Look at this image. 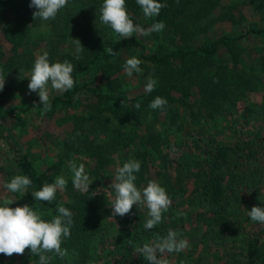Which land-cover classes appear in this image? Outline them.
<instances>
[{
    "label": "trees",
    "instance_id": "obj_1",
    "mask_svg": "<svg viewBox=\"0 0 264 264\" xmlns=\"http://www.w3.org/2000/svg\"><path fill=\"white\" fill-rule=\"evenodd\" d=\"M102 2L69 0L55 19L42 21L33 20L30 0H0V69L5 75L0 137L6 144L0 147V169L3 180L8 175L32 180L25 195L12 193L16 200L9 207L28 204L46 221L59 214L58 205L73 213L71 235L61 245L68 256L61 260L49 253L50 264H89L94 252L107 264H149L135 246L169 229L189 242L184 251L165 254L169 264H264V224L248 216L264 201L238 197L246 184L264 186V0H160L168 6L150 19L136 0H126L134 24H165L162 32L128 39L100 22ZM72 39L84 48L79 61ZM109 46L116 56L107 53ZM44 51L50 63L75 65V86L53 91L48 112L38 93L28 90L34 60ZM132 56L142 61V72L128 77L123 65ZM150 75L157 85L147 93ZM250 94L259 98L248 99ZM156 96L167 100L163 110L148 107ZM30 113H61L57 123H68L50 135L59 160L44 168L35 167L1 124L6 118L23 123ZM63 159L84 164L94 178L89 191L97 195L74 188ZM128 160L141 163L138 188L156 180L172 201L163 222L151 230L144 228L146 207L133 205L130 214L111 216V182L116 168ZM57 175L67 179L66 189L51 203L35 200L31 193ZM241 213L255 229L241 232L238 250L219 251L233 240L230 230L239 226L235 221ZM25 251L38 264L39 257Z\"/></svg>",
    "mask_w": 264,
    "mask_h": 264
},
{
    "label": "clouds",
    "instance_id": "obj_2",
    "mask_svg": "<svg viewBox=\"0 0 264 264\" xmlns=\"http://www.w3.org/2000/svg\"><path fill=\"white\" fill-rule=\"evenodd\" d=\"M136 3L142 9L146 19L158 17L161 9L168 6L160 0H136ZM68 4L69 0H30L29 7L35 9L32 12L33 20L39 18L42 21H49L55 19L60 10ZM99 12L100 22L109 26L121 39H128L135 33L149 36L154 32H162L165 28L163 21H156L147 28L134 24L127 10L126 0H103ZM72 43L75 59L79 61L84 48L79 39H72ZM106 51L111 56L117 55V52L110 46L106 48ZM141 64L142 61L136 56L128 58L123 65L125 74L131 77L133 73H141ZM74 68L75 65L68 60L50 63L47 51L35 58L31 74L28 76V90L29 93H38L44 112L51 110L50 96L53 91L63 93L73 89L76 84L72 76ZM156 85L157 80L150 75L145 84V92H153ZM4 86L5 75L0 69V91ZM166 105L165 98L156 96L150 101L148 107L153 110H163ZM134 107L139 109L140 104L136 103ZM140 167L139 161L128 160L116 168L114 179L111 182L115 192L114 198L109 203L112 208L111 216L128 215L132 212L133 205L146 207L148 219L144 228L151 230L163 222V214L168 212L172 201L165 188L156 180H150L142 189L136 186V173L139 172ZM69 169L75 189L89 197L98 194L97 190L89 191L94 178L87 174L84 164L77 165L72 162L69 164ZM67 183L64 176H57L54 182L45 183L31 194L37 201L51 203L56 200L58 191L63 192L66 189ZM31 184L32 180L28 176L15 175L3 187L11 193H20L23 196ZM15 200L6 198L0 204V254L8 257L13 254L23 255L28 249L32 255L39 257L38 264H50L53 257L48 255L49 253L55 254L61 260L65 259L68 252L61 245L64 239L71 235L73 213L63 205H58L59 214L53 216L50 221H46L39 211L34 210L28 204L9 207ZM248 216L252 221L264 224V207L253 206L248 211ZM188 247L189 242L182 238L181 233L169 229L165 236L156 235L151 242L135 246V253L142 255L149 264H169L166 253H180Z\"/></svg>",
    "mask_w": 264,
    "mask_h": 264
},
{
    "label": "rangeland",
    "instance_id": "obj_3",
    "mask_svg": "<svg viewBox=\"0 0 264 264\" xmlns=\"http://www.w3.org/2000/svg\"><path fill=\"white\" fill-rule=\"evenodd\" d=\"M245 12L249 13V11ZM216 27L217 29H219L221 25H216ZM253 98L258 99L259 94H250L248 97V99ZM60 116L61 113H53L49 115H46L45 113L37 115L34 113H30L26 121H24L23 123H20V120H17V123H13V120L6 118L3 119L1 124L3 125L4 129L7 128L12 132L18 145L23 150L29 153L33 164L38 169L44 168L45 165L59 160V155L57 153L58 151H56V147L49 140L52 137L50 136L51 134L56 135L57 130L61 132L62 129L68 126V123L66 122L63 124L57 123L56 118ZM58 124L60 127L57 126ZM220 138L223 139L224 137L221 136ZM0 147H6V144L3 141L2 137H0ZM72 162L76 163L77 165L83 164L81 161L76 159H63V163H66V165H69ZM0 163H2L1 160ZM251 165L252 163L249 161L246 163L247 167H251ZM61 171L62 168L60 172ZM2 173L3 171L0 169V204L2 199L10 198L12 196V193L3 187L5 183L10 181V176L8 175L6 180H3ZM57 176H54L51 182H54ZM257 184L258 183H255L254 181V188H250L251 184H246L244 188H240L238 196L239 199L243 201V199L248 200L247 197H249L253 201V199L257 200V196H261L264 201V186H259L258 188H255ZM235 223L240 224L237 228L235 227V229L230 230V232L232 233L233 240L230 243H227V245L220 247L219 251H222V249L230 251L238 250V244L236 243L238 241V238L240 237L241 232H249L250 230L255 229L254 224H250V221H246L245 216L242 213L237 217ZM230 237L231 235L229 236V238ZM231 245L236 247L231 249ZM88 261L89 264H107V262L103 259L102 255L97 252H94L92 256L88 259ZM0 264H34V260L32 259L31 255L25 251L23 255L13 254L11 257L0 254Z\"/></svg>",
    "mask_w": 264,
    "mask_h": 264
}]
</instances>
